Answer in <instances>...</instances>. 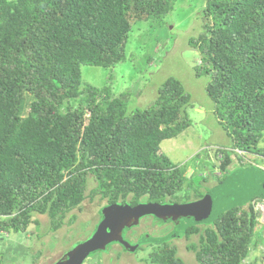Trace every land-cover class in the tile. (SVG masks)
<instances>
[{
  "label": "trees",
  "instance_id": "1",
  "mask_svg": "<svg viewBox=\"0 0 264 264\" xmlns=\"http://www.w3.org/2000/svg\"><path fill=\"white\" fill-rule=\"evenodd\" d=\"M204 1L202 33L189 42L200 53L195 77L209 79L205 91L231 149L264 158V0ZM174 2L0 0V232H24L34 214L59 228L84 201L89 177L92 195L106 201L102 219L101 211L115 204L198 201L211 177L225 185L249 170L242 156L219 148L210 151L211 167L202 172L208 178L197 186L186 178L187 167L161 152L163 141L190 126L191 98L179 79H167L153 102L131 112L126 94L112 99L111 87L81 81L82 66L125 62L135 24L161 23ZM254 184L247 200L229 205L213 224L173 236L198 235L187 246L196 264H242L249 255L258 224L254 202L264 198ZM149 239L146 264H189L171 241Z\"/></svg>",
  "mask_w": 264,
  "mask_h": 264
},
{
  "label": "rangeland",
  "instance_id": "2",
  "mask_svg": "<svg viewBox=\"0 0 264 264\" xmlns=\"http://www.w3.org/2000/svg\"><path fill=\"white\" fill-rule=\"evenodd\" d=\"M204 7V0H175L171 11L161 23L147 21L135 24L127 45L125 62L109 69L87 66L80 68L83 85L98 89L109 86L113 90L112 99L126 94L129 100L128 112L146 108L156 99L158 89L167 79L174 77L181 81L191 98L187 108L190 126L176 139L163 141L160 148L174 165L187 167L186 178L193 177L197 186L200 185L201 178L204 179L207 175L202 172L211 167L210 160L206 159L210 151L219 148L243 156L241 159L245 161L244 165H249L245 169L264 172L263 157L231 149L230 140L218 124L214 105L205 91L209 79L195 77L194 68L201 64L200 53L193 50L189 42L202 33L200 15ZM212 155L210 157L213 158ZM219 174L221 173L216 171L213 176ZM233 178V183L224 181L225 185H217L213 179L203 184L204 190L206 189L202 192L204 198L212 197L219 203L220 210H224L237 202L235 194L241 192L244 198L250 196L252 189L244 185L245 181H239L236 173ZM246 179L252 182V179ZM87 181L84 201L79 208L66 213L62 225L54 231L47 215L34 214L24 232H0V264H56L75 246L87 241L102 220L99 219V209L106 204L99 196L92 195L94 180L89 177ZM190 191L191 189H184L177 197L181 198ZM260 192H264V189ZM254 205L258 213L254 244L249 247V255L242 264H264V198L261 202H254ZM182 223L183 220L175 223L145 219L138 223L134 232L137 237L147 234L145 237L151 238L149 240L156 244L171 241L182 260L196 264L195 253L188 250L187 246L197 244L198 235L189 240L173 239L176 227ZM209 225H185L183 228L186 231L193 226L202 228ZM148 238L143 241L145 247L142 246L138 251L128 253L118 246H112L105 253L92 254L83 264H146L152 250V246L146 244Z\"/></svg>",
  "mask_w": 264,
  "mask_h": 264
},
{
  "label": "water",
  "instance_id": "3",
  "mask_svg": "<svg viewBox=\"0 0 264 264\" xmlns=\"http://www.w3.org/2000/svg\"><path fill=\"white\" fill-rule=\"evenodd\" d=\"M237 176H239L238 180L245 181L243 183L248 187L252 186V182L246 178H253L252 181L255 182V186L259 187V191L264 189V177L256 170H245L237 173ZM234 196L237 202L239 198L242 199L244 197L241 192ZM220 209L219 203L210 196L181 205H160L156 203H141L135 207L120 204L110 205L101 211L102 220L92 236L84 243L75 246L62 261L56 264H83L92 254L105 252L109 245L115 243L121 245L130 253L135 252L137 247L142 245L143 242L141 241L134 246L130 245L123 239L122 234L125 229L136 227L139 221L145 217L150 216L164 222L171 221L175 223L183 220V223L176 227L174 231V236L178 237L177 232L183 233L185 225L212 224L225 210Z\"/></svg>",
  "mask_w": 264,
  "mask_h": 264
},
{
  "label": "flooded vegetation",
  "instance_id": "4",
  "mask_svg": "<svg viewBox=\"0 0 264 264\" xmlns=\"http://www.w3.org/2000/svg\"><path fill=\"white\" fill-rule=\"evenodd\" d=\"M145 219H154L153 217H145V218H143V219H141V221H140V223L143 221V220H145ZM155 220V219H154ZM134 230H135V228H131V229H128L127 231H123V234H122V237H123V239L124 240H126L128 243H130L131 245H135V244H138V243H140L141 241L143 242L146 238H148V237H145V236H147V234H144V235H140V236H136V232H134ZM114 247V246H118L119 248H121L122 249V247L119 245V244H117V243H115V244H111L109 247H107V248H110V247ZM106 252V251H105ZM104 252V253H105ZM101 253H103V252H101Z\"/></svg>",
  "mask_w": 264,
  "mask_h": 264
},
{
  "label": "clouds",
  "instance_id": "5",
  "mask_svg": "<svg viewBox=\"0 0 264 264\" xmlns=\"http://www.w3.org/2000/svg\"><path fill=\"white\" fill-rule=\"evenodd\" d=\"M235 152H237V151H235ZM239 152H240V151H239ZM240 153H242V152H240ZM238 155H239V154H238ZM240 156H241V155H240ZM241 158H243V156H242ZM148 217H150V216H148ZM140 221H141V220H140ZM140 221H139V222H140ZM132 228H136V227H132Z\"/></svg>",
  "mask_w": 264,
  "mask_h": 264
}]
</instances>
